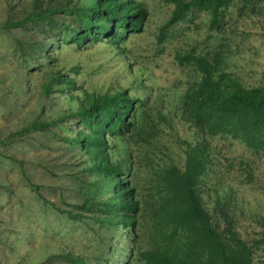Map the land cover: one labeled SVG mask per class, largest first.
Wrapping results in <instances>:
<instances>
[{"label": "rangeland", "instance_id": "obj_1", "mask_svg": "<svg viewBox=\"0 0 264 264\" xmlns=\"http://www.w3.org/2000/svg\"><path fill=\"white\" fill-rule=\"evenodd\" d=\"M33 1L0 0V264H51V256L69 253L92 260L103 252L106 236L114 237L115 251L106 257L112 264H143L137 252L129 257L132 249L137 251L132 237L106 232L83 208L95 177L87 172L79 150L65 140L76 136L77 127L70 122L46 126L64 112L55 94H45L48 74L73 68L78 86L90 93L125 88L144 102L142 135L124 145L120 142L115 156V161L128 160L132 167L143 216L156 206L158 173L170 167L183 170L186 153L205 142L211 157L203 189L205 207L215 218L216 201L228 202L236 231L255 245V264H264V244L258 245L264 238V151L212 137L183 118L178 98L199 76L193 66L176 60L179 54L211 56L225 45V70L247 88L261 85L264 0H252L250 6L246 0L233 2L217 31H211L208 13L197 12L172 28L163 44L159 30L173 6L165 0H138L150 17L142 33L129 37L122 54L105 43L64 47L54 53L53 62L21 52V43L30 50L44 40L37 28L5 29L24 19L33 10ZM138 79L143 86L133 89ZM35 122L44 127L31 129ZM139 245L143 250L148 247L146 240Z\"/></svg>", "mask_w": 264, "mask_h": 264}, {"label": "trees", "instance_id": "obj_2", "mask_svg": "<svg viewBox=\"0 0 264 264\" xmlns=\"http://www.w3.org/2000/svg\"><path fill=\"white\" fill-rule=\"evenodd\" d=\"M235 1L239 0H165L173 10L159 30V43L197 12L210 15L211 31L221 30L223 14ZM250 5L252 0H246V6ZM32 9L24 19L6 24L5 29L37 28L44 40L30 50L26 43L19 47L23 55L31 51L32 59L49 62L64 47L83 49L100 43L122 54L129 37L142 33L150 17L149 9L138 0H34ZM226 48L221 45L211 56L177 55L180 65L193 66L199 76L178 98L183 118L212 137L231 138L254 152L264 151V74L261 85L247 88L239 77L225 70ZM75 73L76 68L69 72L50 70L43 88L47 96L55 94L64 112L46 126L70 122L77 127L76 136L65 140L79 150L88 164L87 172L95 177L83 208L96 225L106 232L132 237L137 251L132 249L129 257L137 252L143 264H255V245L236 231L230 204L218 199L215 218L205 207L203 189L211 164L205 142L186 153L183 170L170 167L158 173L156 206L150 215L143 216L132 167L128 160L115 161V156L120 142L124 145L142 135L144 102L125 88L90 93L78 86L72 76ZM141 81L134 80L133 89L142 87ZM42 127L44 124L35 122L30 128ZM145 240L148 247L143 250L139 244ZM259 244H264V238ZM102 246L103 252L93 255L94 260L69 253L51 256L48 261L112 264L106 257L115 251L114 237H104Z\"/></svg>", "mask_w": 264, "mask_h": 264}]
</instances>
